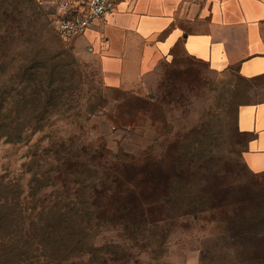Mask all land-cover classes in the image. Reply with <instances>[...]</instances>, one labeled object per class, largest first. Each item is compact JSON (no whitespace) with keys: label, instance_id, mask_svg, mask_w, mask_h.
I'll return each instance as SVG.
<instances>
[{"label":"rangeland","instance_id":"374dc122","mask_svg":"<svg viewBox=\"0 0 264 264\" xmlns=\"http://www.w3.org/2000/svg\"><path fill=\"white\" fill-rule=\"evenodd\" d=\"M52 12L37 0H0L1 236L16 222H38L34 214L56 204L50 184L60 176L72 185L74 175L63 174L70 157L142 161L176 148L211 176L226 173L264 185V174H252L243 158L256 109H264V77L215 74L177 48L140 90L110 87L81 39L95 29L64 40L53 28ZM187 190L194 196L198 188ZM213 216L193 214L171 221L167 231L152 230L157 236L144 249L134 247L132 256L140 264H264L249 226ZM254 232L264 235V223ZM93 235L97 246L123 241L113 228Z\"/></svg>","mask_w":264,"mask_h":264},{"label":"trees","instance_id":"16d2710c","mask_svg":"<svg viewBox=\"0 0 264 264\" xmlns=\"http://www.w3.org/2000/svg\"><path fill=\"white\" fill-rule=\"evenodd\" d=\"M177 152L166 150L142 161L101 163L96 155L90 161L66 159L63 174L75 179L70 185L65 177L54 178L58 182L50 187L56 204L34 214L38 222H16L5 236L1 232L6 227H0V264H140L132 249L146 248L157 236L152 230L167 231L171 221L198 213L249 226L253 249L264 250V235L256 238L254 232L264 223V185L237 182L226 173L211 176ZM189 186L198 188L194 196ZM73 200L81 207L76 208ZM15 214L18 218L22 212ZM102 227L120 232L123 241L97 246L93 234ZM166 237L161 234L162 240Z\"/></svg>","mask_w":264,"mask_h":264},{"label":"crops","instance_id":"0c3cea01","mask_svg":"<svg viewBox=\"0 0 264 264\" xmlns=\"http://www.w3.org/2000/svg\"><path fill=\"white\" fill-rule=\"evenodd\" d=\"M52 6L56 0H37ZM81 39L97 56L106 85L138 91L180 48L215 74L264 76V0H117L106 21ZM243 158L264 171V109Z\"/></svg>","mask_w":264,"mask_h":264},{"label":"built area","instance_id":"2783aa9c","mask_svg":"<svg viewBox=\"0 0 264 264\" xmlns=\"http://www.w3.org/2000/svg\"><path fill=\"white\" fill-rule=\"evenodd\" d=\"M117 0H56L51 23L56 34L64 40L82 35L106 21Z\"/></svg>","mask_w":264,"mask_h":264}]
</instances>
